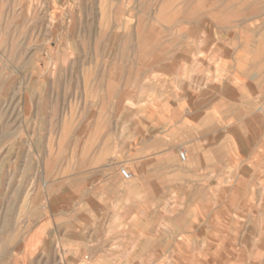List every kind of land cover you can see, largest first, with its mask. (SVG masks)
<instances>
[{"label":"rangeland","instance_id":"obj_1","mask_svg":"<svg viewBox=\"0 0 264 264\" xmlns=\"http://www.w3.org/2000/svg\"><path fill=\"white\" fill-rule=\"evenodd\" d=\"M0 264H264V0H0Z\"/></svg>","mask_w":264,"mask_h":264},{"label":"crops","instance_id":"obj_2","mask_svg":"<svg viewBox=\"0 0 264 264\" xmlns=\"http://www.w3.org/2000/svg\"><path fill=\"white\" fill-rule=\"evenodd\" d=\"M207 132H208L207 129H205V131H203L201 133V134H205V138L192 139V141L190 142V145H189V151L188 150H181L180 151V152H182V151L186 152L185 161L188 159L189 153H190V155L196 156L197 155V153H196L197 149L200 150L199 154H198L199 158L205 159V156H206V151L204 149L205 145H204V148H203V144L202 143H204V139L205 140L207 139V137H206V133ZM232 132L235 134L237 132V130L233 129ZM190 134L191 133H189L188 135H190ZM176 146H177V144L174 146V148ZM145 147H148V148L150 147L151 149H158V142H157V140H154V139H150V140L144 141V142H142V149H144ZM220 242H222V241H220Z\"/></svg>","mask_w":264,"mask_h":264},{"label":"built area","instance_id":"obj_3","mask_svg":"<svg viewBox=\"0 0 264 264\" xmlns=\"http://www.w3.org/2000/svg\"><path fill=\"white\" fill-rule=\"evenodd\" d=\"M179 158L182 162L185 161L186 159V152L185 151H182L179 153ZM118 173H119V176L121 177V179L123 181H130L132 179V175L130 174V172L124 168H120L118 170Z\"/></svg>","mask_w":264,"mask_h":264},{"label":"bare ground","instance_id":"obj_4","mask_svg":"<svg viewBox=\"0 0 264 264\" xmlns=\"http://www.w3.org/2000/svg\"><path fill=\"white\" fill-rule=\"evenodd\" d=\"M169 11V10H168ZM178 151V150H177ZM197 159V158H196ZM186 168V167H185ZM131 187V186H130ZM135 192V191H134ZM246 241V240H245ZM251 242V241H250ZM259 243V242H258ZM244 247V246H243Z\"/></svg>","mask_w":264,"mask_h":264}]
</instances>
